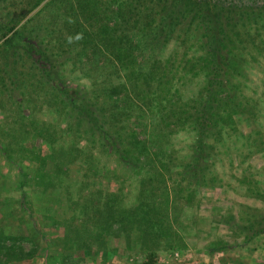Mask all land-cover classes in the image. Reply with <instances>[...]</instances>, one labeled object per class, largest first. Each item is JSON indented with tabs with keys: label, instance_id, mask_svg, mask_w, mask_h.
<instances>
[{
	"label": "rangeland",
	"instance_id": "obj_1",
	"mask_svg": "<svg viewBox=\"0 0 264 264\" xmlns=\"http://www.w3.org/2000/svg\"><path fill=\"white\" fill-rule=\"evenodd\" d=\"M33 1L0 0V35L12 17L25 14L16 28L26 24L0 49V264H135L151 250L155 264H263L264 29L250 32L246 76L229 85L254 115L222 118V137L206 138L202 154L193 152L190 125L166 118V108L199 97L202 77L177 71L159 110L132 102V114L142 115L137 135L150 147L137 172L66 119L72 97L80 118L127 138L128 119L114 103L125 92L122 73L76 53L65 59L61 52L82 43L86 28L69 0L29 10ZM201 2L216 35L236 33L228 11ZM249 2L264 10V0ZM173 50L171 42L164 57ZM194 159L203 179L186 197L178 171Z\"/></svg>",
	"mask_w": 264,
	"mask_h": 264
},
{
	"label": "trees",
	"instance_id": "obj_2",
	"mask_svg": "<svg viewBox=\"0 0 264 264\" xmlns=\"http://www.w3.org/2000/svg\"><path fill=\"white\" fill-rule=\"evenodd\" d=\"M42 1L34 0L29 10ZM169 1L104 0V4L103 0H69L71 10L76 13L86 31L82 34V43L69 46L61 53L65 59L72 58L74 53L84 60L90 57L94 66L122 73L125 92L119 93L114 103L118 109L123 107L129 132L124 138L118 132H109L99 126L94 118H80L77 113L80 114L81 110L75 114L71 109L77 102L72 97H68L71 105L66 111V119L77 120L80 135L92 143L98 134L107 152H114L119 161L137 172L143 166L140 156L150 147L146 146V139L139 137L136 132L142 115L132 114L134 111L130 106L132 102L138 101L147 109L165 107L170 84L177 77V71L202 77L199 97L177 110L166 108L171 113L166 115L168 120L174 117L175 122L189 124L194 131V154H202V142L206 138L222 137V118H250L254 115L250 101L241 98L235 90H230L229 85L230 80L246 76L242 57L247 48L252 49V44L247 41L250 32L256 30L260 33L264 29L263 7L256 11L257 8L249 2L251 0H210L215 7L229 12V21L234 20L236 33L223 37L216 35L215 29L208 25L201 0H188L181 8H177L176 0L170 5ZM191 12L190 19L186 21ZM24 16L12 17L3 24L0 39L11 31L16 34L20 28L24 29L26 24L16 28ZM38 36L36 34L35 39ZM9 38L0 43V49L7 48ZM171 42L174 43L175 54L164 57V50ZM183 45H186V50L179 57L176 52ZM59 54L49 52V59H55ZM14 88H17L15 84ZM17 102L21 103V100ZM65 104L68 106L67 102ZM178 174L177 184L187 192L186 197L203 179L198 159L184 164ZM23 175L25 180L26 175ZM23 193L21 191V197ZM20 257L23 256L16 258ZM135 264H155V252L148 251Z\"/></svg>",
	"mask_w": 264,
	"mask_h": 264
},
{
	"label": "crops",
	"instance_id": "obj_3",
	"mask_svg": "<svg viewBox=\"0 0 264 264\" xmlns=\"http://www.w3.org/2000/svg\"><path fill=\"white\" fill-rule=\"evenodd\" d=\"M184 264H186L185 262H183ZM264 264V263H263Z\"/></svg>",
	"mask_w": 264,
	"mask_h": 264
}]
</instances>
